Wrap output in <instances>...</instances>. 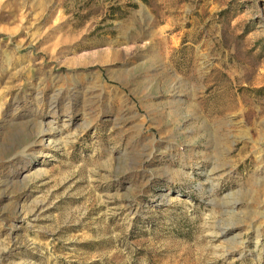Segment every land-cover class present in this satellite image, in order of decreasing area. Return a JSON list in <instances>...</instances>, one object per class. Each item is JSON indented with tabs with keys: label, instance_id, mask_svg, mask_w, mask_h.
<instances>
[{
	"label": "rangeland",
	"instance_id": "rangeland-1",
	"mask_svg": "<svg viewBox=\"0 0 264 264\" xmlns=\"http://www.w3.org/2000/svg\"><path fill=\"white\" fill-rule=\"evenodd\" d=\"M0 264H264V0H0Z\"/></svg>",
	"mask_w": 264,
	"mask_h": 264
},
{
	"label": "bare ground",
	"instance_id": "bare-ground-1",
	"mask_svg": "<svg viewBox=\"0 0 264 264\" xmlns=\"http://www.w3.org/2000/svg\"><path fill=\"white\" fill-rule=\"evenodd\" d=\"M234 204V203H233Z\"/></svg>",
	"mask_w": 264,
	"mask_h": 264
}]
</instances>
